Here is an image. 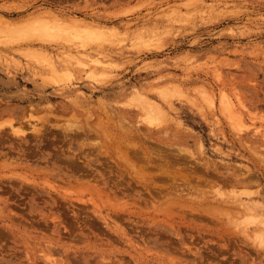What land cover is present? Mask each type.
<instances>
[{
	"label": "rangeland",
	"instance_id": "obj_1",
	"mask_svg": "<svg viewBox=\"0 0 264 264\" xmlns=\"http://www.w3.org/2000/svg\"><path fill=\"white\" fill-rule=\"evenodd\" d=\"M263 152L264 0H0V264H264Z\"/></svg>",
	"mask_w": 264,
	"mask_h": 264
},
{
	"label": "bare ground",
	"instance_id": "obj_2",
	"mask_svg": "<svg viewBox=\"0 0 264 264\" xmlns=\"http://www.w3.org/2000/svg\"><path fill=\"white\" fill-rule=\"evenodd\" d=\"M37 19H36V21L28 20V21L22 23L23 25H20L18 29H16L18 26L14 29V31H13V29H11V32H19L21 35H24L26 37H30L32 35H35V36H39V37H42V38L49 37V36H51V37H65V38H62L65 41H69V40L72 39V37H71L72 35L69 36V33H67V32L63 33L61 28H59L56 23H53V22L49 23L50 21L46 22L45 19L43 21V20H41V18H40V20H37ZM60 35H62V36H60ZM81 35H83V34H81ZM157 91H158V94L160 96H165V95H168L169 93H171V94L172 93H179L178 90L175 89V88L167 89L165 87L164 88H159ZM134 93H132V94H134L132 96L133 101H138L139 104L141 105V107L143 108V110H145V113L148 112L149 114H151V117L155 116V114L158 116L159 112L161 111V108H160L161 106L160 105L158 106L157 105L158 103L155 100H153L152 98H149L148 96H146L143 93L136 92L135 90H134ZM221 102L223 104V108H225V110L227 112L229 111V113H230L232 111L230 109L231 106L227 105V102L224 99ZM157 116H155V117H157ZM240 216L241 215H239V217ZM258 223L259 222H257V226L255 225L254 229L256 231H258V234H259L261 240H264V226H263L264 224L263 225H261V224L258 225ZM249 231H251V230H249ZM243 232H244V230H243Z\"/></svg>",
	"mask_w": 264,
	"mask_h": 264
}]
</instances>
